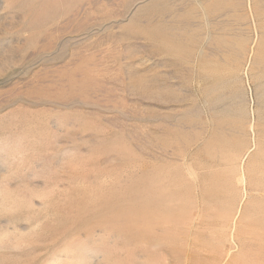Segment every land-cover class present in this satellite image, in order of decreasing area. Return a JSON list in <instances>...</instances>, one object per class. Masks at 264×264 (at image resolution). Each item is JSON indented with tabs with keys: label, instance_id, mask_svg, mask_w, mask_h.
I'll return each instance as SVG.
<instances>
[{
	"label": "rangeland",
	"instance_id": "obj_1",
	"mask_svg": "<svg viewBox=\"0 0 264 264\" xmlns=\"http://www.w3.org/2000/svg\"><path fill=\"white\" fill-rule=\"evenodd\" d=\"M0 264H264V0H0Z\"/></svg>",
	"mask_w": 264,
	"mask_h": 264
},
{
	"label": "bare ground",
	"instance_id": "obj_2",
	"mask_svg": "<svg viewBox=\"0 0 264 264\" xmlns=\"http://www.w3.org/2000/svg\"><path fill=\"white\" fill-rule=\"evenodd\" d=\"M150 207V206H149ZM145 208H148L147 207V205H146V207ZM147 210V211H146ZM150 209L148 208V209H145V212H148ZM145 212H144V214H145ZM148 214V213H147ZM147 214H145V215H147Z\"/></svg>",
	"mask_w": 264,
	"mask_h": 264
}]
</instances>
